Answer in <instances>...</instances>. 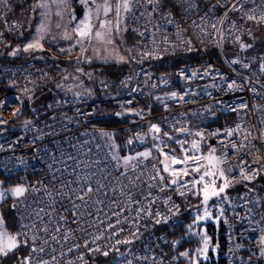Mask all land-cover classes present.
Instances as JSON below:
<instances>
[{"label":"built area","instance_id":"built-area-1","mask_svg":"<svg viewBox=\"0 0 264 264\" xmlns=\"http://www.w3.org/2000/svg\"><path fill=\"white\" fill-rule=\"evenodd\" d=\"M129 8L133 68L107 79L99 96L31 100L27 115L19 92L0 99V174L18 177L23 189L10 206L24 263L179 264L167 249L179 239L156 229L176 221L198 187L186 170L188 179L177 181L181 170L164 154L193 166L211 149L230 182L246 185L205 210L224 216L226 261L264 264V52L253 61L243 54L264 26V0H129ZM17 30L16 19L4 20L0 46ZM167 57L178 61L151 67ZM50 76L32 60L0 64V86L44 87ZM107 105L127 117L135 152L159 155L122 165L105 139L117 128L89 119Z\"/></svg>","mask_w":264,"mask_h":264},{"label":"rangeland","instance_id":"rangeland-1","mask_svg":"<svg viewBox=\"0 0 264 264\" xmlns=\"http://www.w3.org/2000/svg\"><path fill=\"white\" fill-rule=\"evenodd\" d=\"M123 2L124 0H34L32 6L25 8V11H30L28 18L32 26L29 28L27 39L22 48L24 50L50 48L55 57H64L67 60L65 66L58 67L55 73L50 76L52 83H54L53 86H55L52 88L54 92L52 94H56V98L78 93H89L92 95L98 84L103 85L105 83L107 78L96 79L95 76L93 77L86 72L84 65L91 61L107 63L127 62L130 64V25L125 18V10L120 7L119 11H117L118 6ZM10 3L11 0H0V29H2L3 21L7 19H16L19 22L20 29H22L23 24L21 21L12 15L9 7ZM105 5H108L109 8L107 13H105ZM86 16L89 17L93 25V31L89 37L82 39L77 34V29L81 27V22L84 21ZM101 23L108 25L110 29L106 32V37L103 41L95 38L96 31H105V29L99 27ZM263 37L264 28L256 33L253 31L249 39L254 40ZM30 44L36 45V47L29 48ZM32 104H34V101H32ZM140 151L148 152V148ZM164 155L169 158V166H174V168L181 170L175 174L177 179L183 181L188 179L182 174L183 170L191 172L196 177L197 194L200 195L202 204L197 210H194L195 225L190 229L187 236V239L193 242V245L191 248L182 251L180 257L190 264H198L199 261L208 260L209 253L216 250L214 242L204 232L206 225L209 224L208 221L215 216L214 214H217L212 213L211 216L207 217L205 210L210 205L209 202L216 197L228 196L229 192L238 190L240 182H230L227 170L220 167L218 158L212 153L208 157H204L203 160L195 162L193 166L188 161L185 162V166H182V164L172 158V155ZM119 157L123 165H128V163L144 158V155L140 152H125L124 155H119ZM212 157H215V159H211ZM196 169H199V171H196ZM162 170L166 175L170 176L172 174L166 163H163ZM205 173H212V175H205ZM8 182L14 185L10 187L7 184ZM225 183L228 186L224 188V191L220 192L219 189ZM205 186H208L209 193L214 188L218 195L210 194L207 201H205ZM17 188H19V185L15 179L0 176V233L6 234L0 238V246L7 241L8 237H14L16 244L18 245L19 243L16 231L10 225L7 203L4 204L3 201L7 196L12 197L16 193L15 190Z\"/></svg>","mask_w":264,"mask_h":264},{"label":"trees","instance_id":"trees-1","mask_svg":"<svg viewBox=\"0 0 264 264\" xmlns=\"http://www.w3.org/2000/svg\"><path fill=\"white\" fill-rule=\"evenodd\" d=\"M34 0H11L9 4L10 10L12 12L13 17H16L19 21H21L22 29L18 30L17 33H9L6 35L5 44L0 46V64L5 62H19V61H27L32 60L36 63L46 66L49 68L51 75H53L58 69V67H63L66 64V59L64 57L57 58L55 57L50 48L49 49H41V50H24L22 45L27 39L29 28H31V21L29 22V14L25 11V8L28 6H32ZM28 12V13H27ZM264 26L254 29V33L258 30H262ZM130 45L131 48L132 43L134 42V36L130 31ZM230 47H225L228 50ZM264 52V37L256 38L254 40L247 39L244 45L243 54L248 57L250 60L255 58L259 53ZM177 58L175 57H167L163 58L158 62H154L151 64V67L155 70H165L174 65L177 62ZM253 61V60H252ZM86 72H88L96 79L98 78H107V79H117L121 77L124 73L131 71L132 66L127 62H98L91 61L90 63L84 65ZM93 83V82H92ZM52 79H48L46 85L44 87L38 88H19L18 86H11L8 84H3L0 86V99L5 94L11 91H17L21 94L24 106L26 108V115L28 114V107L31 100L34 101V105L47 106L53 103L54 95L48 91L47 89L53 86ZM101 85L95 87V91L92 96H99L101 93L100 89ZM47 88V89H45ZM89 94V93H87ZM91 95V94H90ZM112 109L111 105H107L103 110L97 111L94 115L90 116V121L106 126L108 128H117V130H110L105 132V139L109 143V146L119 160L121 162V158L119 155H124L125 152L133 153L135 152V145L132 140V128H123L127 122V117L116 118L110 114ZM130 165V163H128ZM0 176H3L0 174ZM9 178V177H8ZM19 184L20 179L18 177H12ZM12 187L13 183H7ZM246 188L244 183H240L238 185V190L240 191ZM11 196H7L4 198V204L7 203L8 215L10 218V225L14 227V230L17 231V222L14 219V213L10 206ZM201 198L198 194L191 197L189 200L183 203L182 211L178 215L176 221H169L162 225H159L156 230L158 231H166L169 237H176L179 239V244L174 248L167 246V249L173 253L180 256V253L188 248H191L193 242L187 239L189 235L190 229L195 225V213L194 210H197L201 205ZM209 230V234L212 236L213 242L218 241L220 247L215 250V252H210L208 255V260L202 261L198 264H228L225 258V253L227 251V240L222 235L221 231L213 233L211 232L210 224L206 225ZM27 253V248L21 242L18 243L17 247L12 251L7 253V255H0V264H25L24 258ZM179 264H190L186 260L180 257Z\"/></svg>","mask_w":264,"mask_h":264},{"label":"snow or ice","instance_id":"snow-or-ice-1","mask_svg":"<svg viewBox=\"0 0 264 264\" xmlns=\"http://www.w3.org/2000/svg\"><path fill=\"white\" fill-rule=\"evenodd\" d=\"M120 7H122L125 11H129L130 10L129 0H124V2L120 6H118L117 11H119ZM104 8H105V13H107V11L109 10L108 5H105ZM99 27L101 29H105V31H96L95 32V38L97 40L103 41L106 37V32L109 31L110 29H109L108 25H106L104 23H101L99 25ZM92 31H93V25L91 24L89 17L86 16L84 21L81 22V27H79L77 29V34L83 39V38L89 37L90 34L92 33ZM28 47L32 48V47H36V45L30 44ZM155 130L159 131L158 128ZM229 135H231V133H229ZM194 147H196V145H194ZM213 151H215V150H213ZM196 159L199 160V157H196ZM211 159H215V157H212ZM196 171H199V169H196ZM173 174L175 175V173H173ZM185 174H187V173L185 172ZM205 175H212V173H205ZM221 175H223V174L221 173ZM247 178L248 177L245 176V179H247ZM201 179H203V177H201ZM175 182L176 181H172V183H175ZM227 186H228V184L225 183L224 186L219 189V191L220 192L224 191V188ZM15 191H16V194H20L23 191V189L17 188ZM210 194L211 195H218V192L213 188L211 193H209L208 186H205L204 187L205 201H207ZM157 222H159V221H157ZM4 235H6V234L0 233V238H2ZM125 242L130 243V241H125ZM16 247H17V244L15 242V238L14 237H8L7 241L2 246H0V254L7 255L8 251H11L12 249H14ZM104 254L107 255V253H104Z\"/></svg>","mask_w":264,"mask_h":264},{"label":"crops","instance_id":"crops-1","mask_svg":"<svg viewBox=\"0 0 264 264\" xmlns=\"http://www.w3.org/2000/svg\"><path fill=\"white\" fill-rule=\"evenodd\" d=\"M162 135H163V133H162ZM140 153H142L143 155H144V158H150V157H152V156H154V155H156V156H158L159 155V152L157 151V150H154V149H151V148H148V152H142V151H139ZM138 153V152H137ZM203 155H204V157L206 158V157H208V155L209 154H211L212 153V151H211V149H205V150H203ZM218 163H219V161H218ZM197 165V164H196ZM185 166V165H184ZM162 167H163V165H162ZM187 171V170H186ZM227 173H228V171H227ZM226 173V174H227ZM183 175H184V173H182ZM177 178V177H176ZM177 181L179 180V179H176ZM232 192V191H231ZM231 192H229L228 194H230ZM200 196V195H199ZM201 198V197H200ZM218 197H216L215 199H213V200H211L209 203L210 204H212V203H214L215 201H216V199H217ZM202 204V203H201ZM215 216L212 218V219H210V221H208V223L210 224V226H211V232H213V233H216V232H220L222 229H223V220H224V216L223 215H220V214H214ZM204 232H205V234H207V236H209L210 237V240H212V236L209 234V230L207 229V227H205V229H204ZM213 241V240H212Z\"/></svg>","mask_w":264,"mask_h":264},{"label":"water","instance_id":"water-1","mask_svg":"<svg viewBox=\"0 0 264 264\" xmlns=\"http://www.w3.org/2000/svg\"><path fill=\"white\" fill-rule=\"evenodd\" d=\"M172 181H174L173 178L168 180V182H169L170 184H173Z\"/></svg>","mask_w":264,"mask_h":264}]
</instances>
